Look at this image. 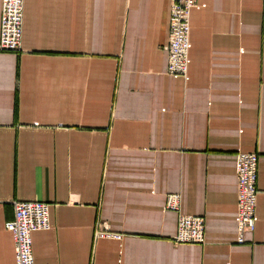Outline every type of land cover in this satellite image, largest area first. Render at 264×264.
Instances as JSON below:
<instances>
[{
    "label": "crops",
    "instance_id": "crops-1",
    "mask_svg": "<svg viewBox=\"0 0 264 264\" xmlns=\"http://www.w3.org/2000/svg\"><path fill=\"white\" fill-rule=\"evenodd\" d=\"M169 5L23 0L21 49L0 50V264L13 200L49 204L37 264H264V0H197L185 76L166 72ZM251 151L239 244L235 157ZM169 193L204 216L203 243L173 242Z\"/></svg>",
    "mask_w": 264,
    "mask_h": 264
},
{
    "label": "built area",
    "instance_id": "built-area-1",
    "mask_svg": "<svg viewBox=\"0 0 264 264\" xmlns=\"http://www.w3.org/2000/svg\"><path fill=\"white\" fill-rule=\"evenodd\" d=\"M197 0H170L169 37L166 72L185 76L189 44V15ZM23 34V0H2L0 15V50L18 52ZM237 243L245 242V233L255 228L257 153L237 152ZM13 216L4 227L11 232L15 264H37L32 253V232L47 230L50 226L49 204L39 200H13ZM165 207L177 213L174 243H203L205 220L203 215H186L180 211V196L169 193ZM93 237L121 240L122 233L114 232L97 223Z\"/></svg>",
    "mask_w": 264,
    "mask_h": 264
},
{
    "label": "bare ground",
    "instance_id": "bare-ground-1",
    "mask_svg": "<svg viewBox=\"0 0 264 264\" xmlns=\"http://www.w3.org/2000/svg\"><path fill=\"white\" fill-rule=\"evenodd\" d=\"M192 10V9H191ZM191 10H190V13H191ZM189 24H190V15H189Z\"/></svg>",
    "mask_w": 264,
    "mask_h": 264
}]
</instances>
